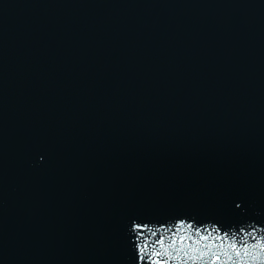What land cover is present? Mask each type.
I'll return each instance as SVG.
<instances>
[{"label":"water","instance_id":"obj_1","mask_svg":"<svg viewBox=\"0 0 264 264\" xmlns=\"http://www.w3.org/2000/svg\"><path fill=\"white\" fill-rule=\"evenodd\" d=\"M0 264H264V0H0Z\"/></svg>","mask_w":264,"mask_h":264}]
</instances>
